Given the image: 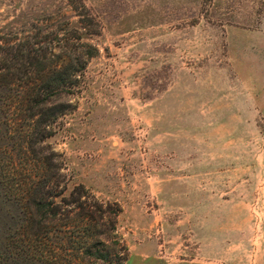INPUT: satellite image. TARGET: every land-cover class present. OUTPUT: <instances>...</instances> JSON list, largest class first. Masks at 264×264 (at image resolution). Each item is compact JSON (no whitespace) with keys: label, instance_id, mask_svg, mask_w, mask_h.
<instances>
[{"label":"rangeland","instance_id":"rangeland-1","mask_svg":"<svg viewBox=\"0 0 264 264\" xmlns=\"http://www.w3.org/2000/svg\"><path fill=\"white\" fill-rule=\"evenodd\" d=\"M0 38L87 58L48 124L0 75V264H264V0H0Z\"/></svg>","mask_w":264,"mask_h":264},{"label":"trees","instance_id":"trees-1","mask_svg":"<svg viewBox=\"0 0 264 264\" xmlns=\"http://www.w3.org/2000/svg\"><path fill=\"white\" fill-rule=\"evenodd\" d=\"M33 45L34 43L30 41L10 44L5 48L0 45V71L3 70L0 75L10 77L24 89L21 93L15 94V99H12L14 101L10 105H20L22 110L29 111L28 117L31 119L36 117L39 123L48 124L55 121L62 111H57V108L51 105L52 98L61 92H71L77 87V77L86 67L87 58L79 64L71 59L60 65L56 60L46 57L47 49L36 48ZM95 54L88 52L87 57H93ZM41 131L42 137L49 135V132L44 135V129ZM30 189H27L32 193L29 199L34 201V206L39 211L46 210L49 206L43 201L42 196L37 199L36 193ZM32 219L30 216L27 220Z\"/></svg>","mask_w":264,"mask_h":264}]
</instances>
